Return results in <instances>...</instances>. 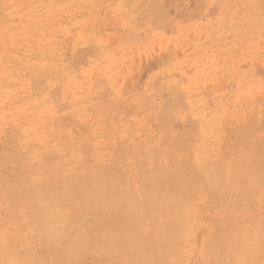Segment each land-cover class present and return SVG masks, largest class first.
I'll return each mask as SVG.
<instances>
[{
    "label": "rangeland",
    "instance_id": "rangeland-1",
    "mask_svg": "<svg viewBox=\"0 0 264 264\" xmlns=\"http://www.w3.org/2000/svg\"><path fill=\"white\" fill-rule=\"evenodd\" d=\"M140 1L142 0H132L131 3L128 0L126 2H129V5L125 6V0H0V135H2L0 136V140L3 142L0 143V152H2L0 154V162L3 160L4 162H2L5 164V159H3L5 156L3 157V155H5L4 153H6V151L10 152L14 147H16L17 150L19 148L21 151L18 150V156L8 161V164L6 163L7 166L1 165L0 163V205L2 210H0V240H9L8 256L10 258L7 263H16L18 261L28 262L31 259H35L37 262L36 264H54L51 252L49 250H47L48 252L46 251V246L37 234L26 228L24 230V238H21V241L15 235L10 218L6 210H3L4 206L10 202L7 196V190L3 187L5 184H12L17 179L23 178V180L26 179L25 183L30 185L45 180L50 176L59 177L67 174L86 173L96 169H112L115 171L117 169V173L123 174L120 173L122 170L131 184L136 185L140 175V162L137 161V154L139 152L146 153L147 148L154 146L153 149L149 150L160 152V157H162L161 160L165 162H169L170 158H173V156L174 159L177 158L176 160H189L191 158L190 161L193 163L196 162V166H198L199 163H203L204 165L202 164L199 166L201 167L200 169H204L214 162L218 163H216V165L228 164L233 158L248 154L254 148V143L260 141L258 137L262 135L264 129V122L262 121L264 117L261 118L264 114V110H262L264 109V105L262 106V104H264V0H202L205 2L202 4V8L199 7V0H163V2L158 0L161 4L157 3V0H155L154 2L157 3V6L154 3L155 7L162 6L160 7L162 9L159 8L163 10L161 13H159L160 10L154 11L157 14L159 13L160 17L164 13V10L167 12L165 8H173L171 15H169L171 10H169L166 15L165 13L163 14L166 17L162 15L164 19H160V17L156 18L153 15L155 19H159L162 22L166 18V21L163 23L164 25L165 22L168 24L171 21L168 26L165 25L167 27H163L162 22L159 21L158 23L157 20L158 25H156L155 28L154 26L156 23L152 25L154 20L153 17H149L152 16L150 14L146 16L147 14L145 13V16L149 17L148 20L152 18L149 21L153 23H149L147 19H145L147 22H145V20L143 21V19L142 22L140 21V17L144 15L142 13L143 11H141V7H144L145 4L143 3L146 0H143L141 6H139L138 2ZM148 1L145 2L146 5H149L150 1ZM214 1L215 3L213 4ZM231 1H233V5L229 3ZM236 2H238V4ZM135 4L139 7L138 10L140 11H137ZM235 4H237V6ZM133 5L135 7H133ZM128 7L131 11H129L130 9L128 10ZM155 7L153 9L157 10L158 8ZM175 8L177 12L184 9V15L183 12L179 14L185 17L182 18L181 15L175 17L176 15L174 14L177 13ZM194 9L195 11L198 9L194 14L196 17L190 18L191 15L188 13L186 14V12L190 11L191 14L194 12ZM191 10L193 12H191ZM212 10L215 12L213 13ZM133 11H135V13ZM138 12L141 13L139 14ZM137 14H139V20L137 17L133 18L134 15L136 16ZM145 16H143V18H145ZM89 44L91 46L93 45V51L90 50L93 47L88 51ZM83 46L86 47L84 48ZM82 51L84 58H79L78 62L80 59H83L81 63L79 62L77 64L74 60L77 59L76 55L79 56V53ZM83 54L81 53L80 56ZM85 55L87 56L85 57ZM83 61L85 64H82ZM38 68H40V72H38ZM45 68L48 72L45 71L46 76L44 77L45 74L41 76L40 73H44ZM34 75H40L39 77H41L42 80L39 78V81L36 82ZM26 78L28 79L26 80ZM50 78L53 79L51 80ZM102 78L105 80H102ZM95 81H99L96 84V86L98 85V90L95 89ZM103 81H105L104 83L108 88L107 92L104 91L106 88L103 86L105 85L101 84ZM50 84L51 86H49ZM44 85L46 86V90L44 89ZM55 85V88L60 92H58L60 94L58 98L60 97L61 99L55 96L56 92L54 90L55 93L49 91V89L52 90ZM130 87H132V89ZM47 89L57 98V101H55L56 98L55 100L53 99L56 104L62 102L60 104L61 106L63 104L66 105L65 101L68 100V103L69 101L71 103L69 104L70 106H67L68 108L66 107V109L64 108L63 110L60 106L61 108L59 109V105L56 106L55 103H52V95L48 94L49 92ZM60 89L62 91H60ZM33 90L35 93L37 92L38 95L34 93V96L32 93ZM100 90L102 92H100ZM94 91H98L99 94H96ZM111 92L112 95H110ZM58 93L56 94L59 95ZM100 93H102V95H100ZM170 93L173 95L172 97H170ZM26 94L29 95L27 96ZM71 94H73V97ZM179 94L180 96L185 95V98L181 97L183 104L180 103L181 98ZM32 95L34 98H32ZM67 95L71 96L68 97ZM139 96L143 99L146 97V99L150 100V103H146L149 101H144L143 103V99H140L141 101L138 100L140 101L138 102L136 99H139ZM27 97H30V99H27ZM169 97L174 99V106L169 103L173 100ZM24 98L27 100H24ZM64 99L66 100L64 101ZM169 99L170 101H168ZM176 100L178 103H176ZM164 101H166L165 104L168 101L166 108H173L171 110L168 109V113L164 110V104H161ZM30 102L32 106L29 104ZM16 103L18 105H16ZM37 103L39 105H36ZM119 103L121 106H118L120 105ZM23 104L25 105L23 106ZM186 104L188 108L183 106ZM139 105L140 107L142 105V110ZM8 106L10 108H8ZM26 106H29V108ZM124 106L126 108H124ZM132 107H134V109H132ZM143 107L145 108L144 111ZM160 107L161 109L163 107L162 110L164 113L160 114ZM155 108L157 109L155 110ZM251 108L253 110H251ZM260 108L262 109L259 110ZM17 109L19 111H17ZM58 109L59 112L57 111ZM137 109L139 112L136 111ZM30 111L34 112L32 113ZM14 112L20 113L18 115H22L23 117L17 116ZM29 113L30 115H28ZM188 113L190 114L189 118L187 116ZM5 115L7 117H5ZM251 115L253 116L251 117ZM166 116L172 118V122H169L170 126H167L172 130L168 129L166 126V128H164V126L160 124L163 122L162 120L167 119ZM62 117L65 119L64 122H62ZM66 117L68 118L66 119ZM191 117L197 122L194 121L198 131H196V134L199 133L202 135H197L198 139L200 138L202 141H192L196 136L192 138L194 134L191 135L190 133L188 135H191V137L189 136V138L187 136L189 139L184 137L185 139L181 140V144H184V147L178 148V146H182L178 144L175 148H172L174 147V144H172L170 140L172 135L180 134L179 132L181 130L188 132L185 130L188 126H190L188 130L192 132L191 130L194 124L191 125V123H193ZM246 118H248V120L250 118V123H248L249 121L246 120ZM73 119L75 122L79 120V122L83 124L75 123L77 127H74ZM18 120L20 122L23 120L21 125ZM167 120L170 121V119ZM186 120L191 121V123ZM168 121L164 122V124H167ZM134 122L136 125L132 124ZM260 122L263 126L258 125ZM156 123L162 126V132L158 129L159 133H157ZM231 123L235 124H232L234 128L238 126L235 129L232 128L233 131L239 129V125H241L243 130L247 128V131H242V129L239 130L245 133L247 137L249 134L251 136L249 137L250 141H248V138L242 139L240 137L242 134L239 133L240 131L238 132V139H242L241 144L243 145L237 142L239 145L237 146L234 142L233 146H237L238 150L235 149L236 147L233 148L232 145H227L233 143L232 140L234 141L235 139L233 134H236V132H229L230 134H226V131L230 129H225L227 126L231 128L232 126L229 125ZM80 124L85 126H80L82 127L80 129ZM222 124H225V126ZM248 124H250L251 127L257 128L256 126L258 125L259 129L263 128L260 129L261 131L257 130L254 132L255 129L251 130V127L247 126ZM6 125L9 127L6 128ZM67 125L69 127H67ZM131 125H133V127H131L133 129L129 128ZM24 127H26L25 129L27 131H25ZM73 127L74 129L78 128V131L75 129L74 132ZM95 127L97 128L95 129ZM141 128L142 130H140ZM248 128L250 129V133ZM12 129H18V131H13ZM93 130H95L96 133L98 132V135ZM124 130H126V132ZM166 130L168 132H166ZM83 133L89 136H84ZM238 134H236L235 140H237ZM5 135L9 137H5ZM224 135L227 136V138L229 135L230 140L227 138V140H224ZM124 136L126 137L123 138ZM163 136H165V140H163ZM31 137L32 139H30ZM116 137H118V140L120 137L121 143L117 141ZM216 137H219L217 139L218 141ZM141 138L143 140L146 139V141H141ZM147 138L149 139L148 141ZM222 139L227 141V143L224 142L226 143V147L223 146ZM252 139L256 141L254 142ZM9 140H11L12 143ZM37 140L41 142L39 143ZM131 140L138 141L137 148L135 141L133 142ZM154 140L158 142H154ZM243 140H247L249 145H246L245 143H247V141L244 142ZM240 141L241 140H239V142ZM89 142L90 145L93 144L94 146H88L90 150L88 147H85L86 150L83 149V145H89ZM129 142L135 144L130 145ZM145 142H149L150 144H145ZM20 143L22 146H27H24V148ZM154 143L156 145H154ZM219 143L220 146H218ZM127 144H129V147H127ZM109 145H111L110 148H108ZM244 145L247 147L251 146V148H246ZM121 146L124 147L125 151L123 150L122 152ZM131 146L134 147V150ZM138 146L141 147H139L141 150ZM192 146H194L196 150H194ZM216 146L218 147L216 148ZM3 147L11 148L7 150ZM53 148H59V150H54ZM79 149L80 151L82 149V151L88 154L80 152ZM113 150L117 155L113 153ZM173 150H175V152ZM198 150L203 153L201 152V154ZM41 151H43V153H41ZM135 151L138 152L135 153ZM212 152L213 154H211ZM220 153H223V156L221 155L219 157ZM119 155L123 157L122 160L125 161H119ZM163 155L165 157H163ZM23 157L26 158V160ZM150 157L148 158V162L150 164L155 163L156 159L153 156L151 157L153 159ZM218 158L221 159L219 160ZM85 159L87 161L89 159L91 163L89 161L87 162ZM210 159L212 161H210ZM110 160H112V162H110ZM40 161H43L40 165L41 169L37 167ZM106 162H110L112 166L110 164H105ZM114 162L116 163L115 165L112 164ZM136 162L138 163L136 164ZM33 164L36 167H34ZM216 165L214 164V166ZM2 166L6 169L2 168ZM21 166H25V168H21ZM10 167L13 170H11ZM84 167L86 168L84 169ZM24 169L30 173L23 171ZM57 171L58 174H56ZM15 172H21L23 173L22 175L27 177L22 176L21 173H19L20 175L16 173L20 176L18 177ZM12 175L13 178L15 176L14 179L11 178ZM9 176L10 178H8ZM4 180L7 182H4ZM2 181L4 183H2ZM231 187L232 186H229V189H233V187ZM197 189V192L190 195V199L188 198V200H185L184 206L186 207L183 206L185 213H187L185 215L188 217V221L184 222L185 229L181 233L182 238L178 244V250L182 253L173 254L175 256L169 258L171 260H169V264H191L193 260V264H199L201 260L200 264H223L222 261H225L223 259H225L228 254L231 256V254L234 253L233 251L236 252L245 247L241 242L242 240L231 238L233 237L235 228L238 226L250 225L253 229V226H251L253 225L252 222L254 220H262L261 218L264 216V203L260 199L243 200V205H240V201L238 204H234L235 206L233 205V208L230 206L229 208H224L226 210L228 209L229 214L228 211L226 213V210H222L219 206H215L216 208H214L213 206L215 204L214 200H212L213 198L209 197L202 189L200 190V187ZM202 203H206L207 205ZM252 203H254L253 206ZM201 205L203 206L201 207ZM237 206H241L239 207L240 209ZM235 208H237V211ZM234 209L235 212L242 211L243 213H235ZM242 215H244V217ZM225 216H227V218L230 217L229 219L231 221L228 220L227 225L221 227V231H224V233H226L225 236L229 237L227 238L229 247L227 248V253L217 258V263V261H215L217 259L215 258L214 260V257L211 258L209 254H211L213 235L216 231V227L221 220L227 219ZM245 219H247V221H245ZM249 220L251 221L249 222ZM242 221H244L245 224H243ZM236 222L238 224H236ZM226 226L230 227L228 228ZM189 227H191V229ZM183 232H186L185 235ZM189 239L191 241H188ZM194 247L197 248L194 249ZM202 249H204V256H201L203 253ZM209 249L210 252L208 251ZM84 259L86 262H89L91 260V255H88ZM88 259L90 260L87 261ZM197 259H199L198 263L196 262ZM226 261H229V258L226 259Z\"/></svg>",
    "mask_w": 264,
    "mask_h": 264
},
{
    "label": "bare ground",
    "instance_id": "bare-ground-1",
    "mask_svg": "<svg viewBox=\"0 0 264 264\" xmlns=\"http://www.w3.org/2000/svg\"><path fill=\"white\" fill-rule=\"evenodd\" d=\"M126 1H128V0H125V2ZM146 1H148V0H146ZM146 1H144L143 4L146 5V3H145ZM149 1H150V3H149V5H146V8H145V5H144V7H141V9H142L141 11H143L142 13L144 14V15H142L140 17L141 19L138 17L141 12H138L139 14H137L136 16L134 15L133 18L137 17V19L139 18L140 21L142 22V19H143V21L145 19L148 20V18L149 17H153V15L156 18H159L160 17L159 16V13H161L163 11V10H160V9H162V8H160L162 6L160 5V7H155V5H154V3H155L154 1L155 0H152L153 5H152L151 0H149ZM161 1L163 2V0H161ZM199 1H200V3L198 2L199 7L202 8L203 7L202 4L205 3L203 1H205V0H203V1L202 0H199ZM228 1H230V0H228ZM129 2L132 3V0H129ZM129 2H126L127 4L125 3V6H128L129 5L128 4ZM141 2H143V0L140 1V2H138V5L139 6H141V4H142ZM148 2H147V4H148ZM156 2L159 3L160 1L157 0ZM232 2L233 1H231L229 3L233 5ZM157 3H155L156 6H157ZM214 3H215V1L213 2V4ZM236 3L238 4V2H236ZM123 4H124V2H123ZM159 4H161V3H159ZM200 4H201V6H200ZM237 4H235V5L237 6ZM135 6H136V4H135ZM135 6L133 5V7H135ZM214 6H216V5H214ZM136 7H137V11H140V10H138L139 7L138 6H136ZM154 7L155 8H158V9L157 10H154L153 9ZM129 9L130 8L128 7V10ZM165 9L167 10V12L169 10H171L170 11V14L168 13L169 15H171V12H172L173 8L171 7V9H167V8H165ZM159 10H160V12L158 14L154 12V11H159ZM183 10L182 11L180 10V12H183ZM197 10L198 9H196V11H195V9H194V12L191 10V12H193L191 14H190V11L189 12L188 11L187 12L185 11V12H186V14L188 13L189 15H191L190 16V18H191V17H196L194 14L197 12ZM129 11H131V9ZM135 11H133V12L135 13ZM175 11H176V8H175ZM212 11H213V13L215 12L214 10H212ZM167 12L164 10L165 15H166ZM176 12H174V13H176ZM180 12H177L176 14H174V15H176L175 17H177L178 15L180 16L181 15V14H179ZM145 13L147 14L146 16H149V14L152 15V16L146 17L145 16ZM162 15H161L160 19H164L163 17H166L164 15L162 17ZM183 15H184V12H183ZM183 15H181L182 18L185 17ZM143 16H145V18H143ZM169 18H170V16H169ZM151 19H149V20H151ZM186 19H188V18H186ZM147 20H145V22H147ZM153 20H154L153 21L154 23L151 22V21H149V23H153L152 25H154L156 23L155 26H154V28L156 27V25H158L159 21L162 22L161 20L155 19L154 17H153ZM157 20H158V23H157ZM164 21H166V18H165V20H163L162 24L164 23ZM170 22L168 24H170ZM168 24L165 22V25L168 26ZM165 25L163 24V27ZM167 26H165V27H167ZM81 42H83V41H81ZM77 43H79V42H77ZM91 47H93V45L92 46L90 45L89 48L87 46L88 51H89V49ZM11 49H12V47H11ZM90 50L93 51L94 50V47L91 48ZM81 53L83 54V51ZM81 53H79V54L81 55ZM96 53H98V52H96ZM76 56H77V59H75L74 62H77V64L79 62L81 63L82 59L84 58V54L82 56H80V57L78 55H76ZM86 56L87 55H85V57ZM81 57H83V58L80 59V61L78 62L79 58H81ZM32 64H35V63H32ZM74 64H76V63H74ZM82 64H85L84 61L82 62ZM19 66H21V65H19ZM47 66H46V68H47ZM46 68L44 70V73H42V74L40 73L41 76H43L45 74V71H47ZM39 69L40 68L37 69L38 72H40ZM49 72H50V70H49ZM34 76H35L34 79H36V82L39 81V78L41 79V77H39V76H36V75H34ZM45 76H46V74L44 75V77ZM27 77H28V75H27ZM118 78H119V76H118ZM226 78H227V76H226ZM27 79L28 78H26V80ZM50 79L52 80L53 78H50ZM102 80H105V79L102 78ZM99 81H97V82H99ZM110 81H112V80H110ZM182 81H183V79H182ZM97 82L95 83V86H96ZM104 82L105 81H103V83H101V84L102 85L103 84L105 85ZM43 83H44V79H43ZM92 83H94V82H92ZM177 83H178V81H177ZM19 84H20V82H19ZM49 86H51V84ZM59 86H60V84H59ZM93 86H94V84H93ZM55 87H56V85L53 87L52 90L49 89V91H53L54 90L56 93H58L59 91ZM103 87L106 88V89H104V88L103 89H104V91L107 92L108 88L106 87V85L103 86ZM177 87H178V84H177ZM45 88H46V86L44 85V89ZM97 88H98V85L96 86L95 89H97ZM130 88L132 89V87H130ZM211 89H212V87H211ZM21 90H19V91H21ZM6 91H8V90H6ZM19 91H17V92H19ZM23 91H24V89H23ZM23 91H21V92H23ZM47 91H48V89H47ZM60 91H62V90L60 89ZM130 91H132V90H130ZM28 92H30V91H28ZM94 92L96 94H99L98 91L97 92L94 91ZM100 92H102V91L100 90ZM32 93H33L34 96H35V94L38 95V93L37 92L35 93L34 90H33ZM56 93H55V96L58 98V96H60V94H59L60 92L58 93L59 95H57ZM20 94H22V93H20ZM29 94H26V95L28 96ZM48 94L52 95V92L51 93L49 92ZM71 95L73 97V94H71ZM100 95H102V93H100ZM110 95H112V92H111ZM170 95H169L170 97L173 96L171 93H170ZM22 96H24V95H22ZM34 96L32 98H34ZM52 96H51V99L52 100L51 99L50 100L52 101V103H55V101H57V98L55 96H53L54 97L53 98ZM70 96H68V97H70ZM140 96H139V99L138 98L136 99L137 101L140 100V99H143ZM179 96H180V94H179ZM181 97L185 98V95L184 96H180V98ZM55 98H56V100H55ZM27 99H30V97L29 98L27 97ZM27 99L24 98V100H27ZM53 99L55 101H53ZM58 99H61V98L59 97ZM170 99H173V98H170ZM170 99L168 101H170ZM65 100L66 99H64V101ZM262 100H263V98H262ZM140 101H138V102H140ZM144 101L145 102L146 101H149V102H146V103H150V100L146 99V97L143 99L142 102L144 103ZM168 101H167V103H168ZM173 101H174V99L172 100V102ZM183 101H185V100H183ZM256 101H257V99H256ZM65 102L64 103L66 105L63 104L61 106L60 104L62 102H58V104L55 103V105L56 106L59 105V109L62 107V110H63L64 108L66 109L67 106H70L69 104H71L70 101L68 103V100H66ZM122 102H121V104H122ZM138 102H137V104H138ZM165 102L166 101H164L161 104H164L163 105L164 110H165L166 113H168L167 110L168 109L171 110L173 108H171V109L168 108V107L166 108V104L167 103L165 104ZM172 102H169V103L170 104H173V106H174L175 104H174V102L173 103ZM74 103H76V102H74ZM176 103H178V101ZM180 103H182V98H181V102ZM25 104H23V106ZM29 104H31V102ZM121 104L118 105V106H121ZM182 104H181V106H182ZM16 105H18V104L16 103ZM36 105H39V104L37 103ZM147 105H149V104H147ZM263 105L264 104H262V106ZM9 106H8V108H10ZM31 106H32V104H31ZM158 106H160V105H158ZM170 106H172V105H170ZM178 106H180V105H178ZM183 106L188 108V105L187 104L186 105H183ZM26 107L29 108V106H26ZM139 107H140V105H139ZM139 107H138V109H139ZM141 107H142V105H141ZM163 107H162V109H163ZM124 108H126V107L124 106ZM252 108H251V110H253ZM25 109H23V110H25ZM46 109H49V108H46ZM59 109L57 110L58 112H59ZM120 109H121V107H120ZM132 109H134V107H132ZM135 109H136V107H135ZM138 109L136 111H138ZM144 109L145 108L143 107V111H144ZM156 109L157 108H155V110ZM160 109H161V107H160ZM162 109H161L160 114L161 113H164ZM261 109L262 108H260L259 110H261ZM28 110H31V109H28ZM141 110H142V108H141ZM152 110H154V109H152ZM262 110H264V109H262ZM17 111H19V110L17 109ZM30 112H32V111H30ZM133 112H135V111H133ZM14 113H16V112H14ZM112 113H115V112H112ZM140 113H141V111H140ZM261 113L262 112L260 111V114ZM16 114H17V116H22V115H18L20 113H16ZM59 114H61V113H59ZM28 115H30V113ZM67 115H69V114H67ZM147 115H149V114H147ZM263 115L261 116V118L264 117ZM137 116H139V115H137ZM150 116H151V114H150ZM187 116L189 118L190 114L188 113ZM252 116L253 115H251V117ZM5 117H7V116L5 115ZM11 117H12V115H11ZM62 118H63V121L62 122H64L65 119H64V117H62ZM67 118L68 117H66V119ZM166 118L167 119H170V121H168L167 119L165 120L163 118L164 119V120H162L163 122L162 123L159 122L160 124H162V126H164V128H166L167 126L169 127L170 126L169 122L170 123L172 122L171 121V119H172L171 117L168 118L166 116ZM188 118H185V119H188ZM116 120H118V119H116ZM192 120H193V118H192ZM246 120H248V118H246ZM139 121H141V120H139ZM166 121H168L167 124L166 123L164 124V122H166ZM194 121H195V119L192 121L193 123H191V121H187V122H190L191 125H193V124L196 125L195 124L196 121L195 122ZM248 121H249L248 123H250V118H249ZM262 121L264 122V119L263 118H262ZM21 122L19 123L20 125H21ZM54 122H55V119H54ZM73 122H74V127L76 126L75 123L76 124L81 123V122H79V120H77V122H75L74 119H73ZM254 122H256V121H254ZM254 122H253V124H254ZM261 122L258 124L259 126H263L261 124ZM3 124H6V123H3ZM8 124H9V122H8ZM81 124H83V123H81ZM81 124L79 125V128L80 129L83 126H85V125H81ZM132 124H135V122L132 123ZM226 124H227V122H226ZM232 124L233 123L229 124V125L232 126L231 128H230V126L229 127L228 126L226 127L225 130H227V128L230 129L229 131H226L227 133L225 132L226 134H230V133H234V132H236V134H238V132L241 129H242V131H247L246 130L247 129L246 127L247 126L251 127V125L248 124L245 127L246 129L243 130V127H241V125H239L241 127V128L239 127L240 130L239 129H236V130L233 131V129H235L238 126H236L234 128L233 125H235V124H233V125ZM54 125H56V124H54ZM156 125H157V123H156ZM194 125H193V128L191 127L192 128V130H191L192 132H190L188 130V127H190V126H188L185 129L188 132H186L184 130H181L180 132L178 131L180 134L172 135L170 137L171 143L174 144V147H172V148H175V146L178 145V144L180 145L182 139H185L187 136L188 137L189 136L191 137L192 134H194V135H192V138H194L196 136V138H194L192 141H194V140H196V141L197 140L202 141L200 138L198 139V137H197V135L198 136H202V135H200L199 133L196 134L198 132L197 129H196L197 128V125L196 126H194ZM222 125L225 126V124H222ZM258 125L256 126L257 128L259 127ZM58 126H59V124H58ZM80 126H82V127H80ZM162 126L157 125V131H158V129H160V131L162 132V128H161ZM7 127H9V126L6 125V128ZM11 127H10V129H11ZM67 127H69V126L67 125ZM74 127H73V129H74ZM131 127H133V125L129 126V128H131ZM194 127H195V129H194ZM25 128L26 127H24V129ZM34 128H35V126H34ZM96 128L97 127H95V129ZM257 128L251 127L250 129L251 130H254L255 129L254 132L257 131V130L258 131H261L260 129H262V128H260V129L259 128L257 129ZM75 129H76V131H78V128H75ZM75 129H74V132H75ZM120 129H122V128H120ZM126 129H128V128H126ZM131 129H133V128H131ZM168 129H170V128H168ZM250 129L248 128L249 133H250ZM16 130L18 131V129H16ZM16 130H13V131H16ZM140 130H142V128ZM170 130H172V129H170ZM25 131H27V130L25 129ZM33 131H35V130H33ZM93 131L95 132V130H93ZM124 131L126 132V130H124ZM242 131L239 132L240 134H242L240 137L242 139L248 138L247 140L250 141V138H249V137H251L250 134L248 133L249 135L247 137L245 135V133H243ZM129 132H131V131H129ZM166 132H168V131L166 130ZM39 133H41V132H39ZM157 133H159V131ZM190 133H191V135H188ZM56 134L59 135L58 133H56ZM84 134L85 133H83V135ZM96 134L98 135V132ZM236 134H233L234 137H235V139H236ZM220 135H222V134H220ZM243 135H245L246 137L243 136ZM0 136H2V135H0ZM3 136H4V134H3ZM84 136H89V135L87 134V135H84ZM157 136H155V137H157ZM254 136H256V135H254ZM5 137H9V136H6L5 135ZM32 137L30 139H32ZM55 137H57V136H55ZM80 137H82V136H80ZM80 137H78V138H80ZM125 137L126 136H124L123 138H125ZM224 137H225L224 140H227V139L230 140L229 135H228V138L225 135H224ZM234 137H232V138H234ZM238 137H239V134L237 136V140L234 139V141H233L231 139L233 143H231V144L229 143L227 145H232L233 146L234 142L236 144H237V142L241 144L242 139L241 138L238 139ZM158 138H157V140H158ZM163 138H164L163 140H165V136H163ZM218 138L219 137H216V140ZM0 139H1V137H0ZM58 139H60V138H58ZM83 139H85V138H83ZM96 139H98V138H96ZM116 139H117V141L120 142V137H119V140H118V137H116ZM121 139H122V137H121ZM258 139L260 140L259 142H255L256 140L252 139V141L254 140V142H255L254 143L255 146L253 145L254 148L248 154H244V155H242L240 157H237V158L235 157L228 164L216 165L217 162L216 163L214 162V163H212L213 164L212 165V164L209 163L211 166L208 165L204 169H200L201 167L199 166V165H202L203 163L202 164L199 163L198 164L199 167H198V166L195 165L196 162L193 163V162L190 161L191 158L189 160H176L177 158L174 159V156H173V158L172 157L170 158V161L169 162H167V161L165 162V161L161 160L162 157H160V155H161L160 152H158L156 150L155 151L154 150L153 151L149 150V149H153L154 146L151 147V148H147V149H146V147H148V146H146L145 147V149L147 150L146 153L139 152L137 154V161L140 162V175H139V178H138L139 179L138 180V183L136 185L131 184V182L127 179L126 175H124V172H122V170H121L120 173H123V174L117 173V169H116V171L115 170H112V169H107V170H101V169L98 170V169H96V170H93V171H90V172H86V173L67 174V175H63V176H59V177H55V176L51 177L50 176V177L46 178L45 180H42V181L37 182V183H34V184H30V185L26 184L25 183L26 182L25 181L26 179L24 178L25 180H23L22 177H21L22 179H17V180L15 179L16 181L15 182L13 181L14 183H12V179H11V183L12 184H5V186L3 185V187H5L6 190H7L6 191L7 192V196L9 198V200H10V202H8V204H6L4 206L3 210H6L8 216L10 218V222H11V225H12L13 230L15 232V235L20 239V241H21V238H24V230L26 228L29 229L31 232L37 234L39 236V238L41 239V241L43 242V244L46 246V248H47L46 251L49 250L51 252V257H52V260H53L54 264H169V260H170L169 258H171V256H175L173 254H180V253H182L180 250H178V247H179L178 244H179V242H180V240L182 238L181 237V233L185 229L184 228V222L185 221H188L187 220L188 217L185 215L187 213H185L183 206H184V202H186L185 200L186 199L188 200V198L190 197V195H192L193 193H195V192L198 191L197 188L200 187V190L202 189L204 192L207 193V195L209 197L213 198L212 200H214V204H215L213 206L214 208H216L215 206H217V207L219 206L222 210L224 208H229V206L233 208L235 206L234 204H236V203L238 204V202H240V201H241V204L240 205H243V203H244L243 200L248 201L250 199H260L264 203V129L262 131V135L260 137H258ZM34 140H32V141H34ZM128 140H129V138H128ZM142 140L143 139L141 138V141ZM148 140L149 139L147 138V141ZM157 140H154V142L155 141L158 142ZM224 140L222 142L224 145L221 143L223 146H225V144L227 143V141H224ZM239 140H241V141L239 142ZM6 141H7V138H6ZM9 141L12 143L11 140H9ZM131 141L134 142L135 140H131ZM143 141H146V139L143 140ZM199 141H197V142H199ZM246 141H244V142H246ZM248 141H247V143H245L246 145L248 144ZM57 142H60V141H57ZM67 142H69V141H67ZM124 142H125V140H124ZM133 142L132 143L129 142L130 145L136 143L135 145H136V148H137L138 141L137 142L135 141V143H133ZM224 142H226V143H224ZM0 143H3V142L1 141ZM148 143L149 142H145V144H148ZM159 143H160V141H159ZM16 144H17V140H16ZM46 144H48V143H46ZM142 144H143V142H142ZM185 144H186V142H185ZM192 144H193V142H192ZM91 145L94 146L93 144H91ZM91 145H90V142H89V145H86V144L83 145V147H84L83 149L86 150V148L88 146L90 147ZM128 145L129 144H127V147H129ZM154 145H156V144L154 143ZM246 145H244V146H246ZM21 146H22V144H21ZM24 146H27V145H24ZM24 146H22V147H24ZM104 146H106V145H104ZM104 146H103V148H105ZM110 146L111 145H109L108 148H110ZM117 146H118V144H117ZM133 146H131V147H133ZM218 146H220V143H219ZM218 146H216V148ZM237 146H239V145L237 144ZM237 146H235L236 148L233 146V148L237 149ZM131 147H130V149H131ZM134 147H133V150H134ZM139 147L140 146H138V148ZM179 147H184V144L182 146H178V148ZM227 147H230V146H227ZM248 147L251 148V146H248ZM248 147L246 146V148H248ZM3 148H5V147H3ZM10 148L6 147L5 149L10 150ZM81 148H82V146H81ZM136 148H135V150H136ZM192 148H194V146H192ZM233 148H231V149L234 150ZM53 149L54 150H57V149L59 150V148H57V149L56 148H53ZM93 149H94V147H93ZM226 149H228V148H226ZM18 150L20 151L19 148H18ZM18 150H17L16 147H14L10 152H7L6 151V153H4L5 155H3V157L5 156L3 158V159H5V164H3L4 161L2 160L3 162L2 161L0 162L1 165L7 166V164H8L7 162L8 161L14 159L15 156H18V152H19ZM89 150H90V148H89ZM105 150H106V148H105ZM121 150L123 152V150H124V147L123 146H121ZM140 150H138V151H140ZM194 150H196V149L194 148ZM200 150H202V149H200ZM28 151H31V150H28ZM79 151H80V149H79ZM109 151H110V149H109ZM128 151H129V149H128ZM138 151H135V153L138 152ZM173 151L175 152V150H173ZM80 152L83 153L85 151H82V149H81ZM235 152H237V151H235ZM1 153L2 152H0V154ZM23 153H24V151H23ZM41 153H43V151H41ZM109 153H112V152H109ZM113 153H115V151ZM127 153H130V152H127ZM208 153H210V152H208ZM33 154H34V152H33ZM37 154H38V152H37ZM86 154H88V153H86ZM115 154L117 155V153H115ZM115 154H113V155H115ZM211 154H213V152ZM222 154L220 153L219 157ZM192 155H193V151H192ZM192 155H191V157H192ZM37 156H39V155H37ZM100 156H102V155H100ZM108 156H109V154H108ZM108 156H106V157H108ZM150 156L151 157L153 156L156 159L155 163L150 164L148 162V158ZM24 157H26V156H24ZM33 157H35V156H33ZM127 157H128V155H127ZM163 157H165V156L163 155ZM119 158H117V159H119V161H125V160H122L123 157L120 156ZM24 159L26 160V158H24ZM151 159H153V158H151ZM95 160H96V158H95ZM88 161H89V159H88ZM130 161H128V162H130ZM210 161H212V160L210 159ZM41 162H43V161L38 162L40 164H39V166H37V167H40V169H41V166H40L41 165ZM82 162H85V161H82ZM94 162H96V161H94ZM110 162H112V160H110ZM110 162H106L105 164H110ZM117 163H119V162H117ZM137 163L138 162H136V164ZM35 164H36V162H35ZM112 164L115 165L116 163L114 162ZM214 164L216 166H214ZM33 166H34V164H33ZM31 167H32V165H31ZM34 167H36V166H34ZM105 167H106V165H105ZM2 168H5V167L2 166ZM21 168H25V166H23V167L21 166ZM27 168H28V166H27ZM85 168L86 167H84V169ZM131 168H132V166H131ZM10 169L13 170L11 167H10ZM124 169H125V167H124ZM136 169H137V167H136ZM15 170H17V169H15ZM23 171H25V169ZM58 171H57L56 174H58ZM6 172H8V171H6ZM25 172L30 173L29 171H25ZM138 172H139V169H138ZM138 172H137V174H138ZM16 173L19 174L21 172H15V174ZM60 173H62V172H60ZM22 174L23 173H21V175ZM13 175H12L11 178H13ZM19 175H17V176L20 177ZM34 175H36V174H34ZM2 176H4V175H2ZM22 176H24V175H22ZM38 176H39V174H38ZM24 177H27V176H24ZM8 178H10V176ZM14 178H15V176H14ZM5 180H7V179H5ZM5 180H4V182H7ZM4 182L2 181V183H4ZM31 182H33V181H31ZM229 186H232L233 189H229ZM196 199H198V198H196ZM194 203H196V202H194ZM254 203H252V206H253ZM202 204L207 205L206 203H202ZM202 206L203 205H201V207ZM184 207H186V206H184ZM213 207H211V208H213ZM237 207L239 208L241 206H237ZM220 208H218V209H220ZM232 208H230V209H232ZM235 209L237 211V208H235ZM235 209H234V212H235ZM251 209H252V207H251ZM0 210H1V205H0ZM190 210H192V209H190ZM224 210H226V209H224ZM227 211H228V209L226 210V213H227ZM248 211H249V209H248ZM190 212H192V211H190ZM240 212L243 213L242 211H240ZM240 212H235V213H240ZM228 213H229V211H228ZM188 214H191V213H188ZM261 214H263V213H261ZM242 216L244 217V215H242ZM225 217L227 218V216H225ZM192 218H195V217H192ZM229 218L230 217H228L227 219L221 220L219 222V225H217L218 230H217V227H216V231L214 232V235H213V245H212V248H211V252H210V249L208 250L212 254V255L211 254H209V255L211 256V258L214 257L213 258L214 260H215V258L217 259L218 257L223 256L225 253H227V248L229 247L228 246V239L227 238H229V237L228 236H225L226 233H224V231H221V227L227 225L228 220H230ZM261 219L262 220H254L252 222L253 225H251V226H253V229H252V227H250V225L249 226H247V225L245 226L244 225L245 227L244 226H238V227L235 228V231L233 233V237H231V238L232 239H235V240H242L241 242L245 245V247H244V249H240V250H238L236 252L233 251L234 253H232L231 256L228 254L229 257L227 256L225 259H223V260H225V261H222L223 264H264V216ZM232 221H234V220H232ZM239 221H241V220H239ZM245 221H247V219H245ZM250 221L251 220H249V222ZM192 222H194V221H192ZM242 222H243V224H245L244 221H242ZM236 224H238V223L236 222ZM259 226H260V228H259ZM226 227L229 228L230 226H226ZM189 228L191 229V227H189ZM258 229H262V230H258ZM185 233H184V235H185ZM8 241L0 240V264H36L37 263L35 259H31L28 262H19L18 261L16 263H7V261L10 258L8 256V247H9V242ZM188 241H191V240L189 239ZM203 241H205V240H203ZM189 243H191V242H189ZM203 243H205V242H203ZM15 244H16V242H15ZM17 246H19V245H17ZM197 247H194V249H196ZM235 248H237V247H235ZM202 250H203L202 251L203 253H202L201 256H204V249H202ZM88 255H91V260L88 259L87 261H89V260L90 261L89 262H86L84 258L87 257ZM195 257H196V255H195ZM228 258H229V261H226V259H228ZM198 260L199 259H197V261L196 260L195 261L198 263ZM193 261L191 262V264H193ZM201 261H199V262L201 263ZM215 261H217V263H218V259L215 260Z\"/></svg>",
    "mask_w": 264,
    "mask_h": 264
}]
</instances>
